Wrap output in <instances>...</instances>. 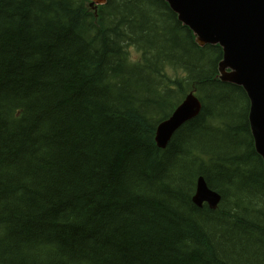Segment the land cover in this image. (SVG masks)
Instances as JSON below:
<instances>
[{"label":"trees","instance_id":"obj_1","mask_svg":"<svg viewBox=\"0 0 264 264\" xmlns=\"http://www.w3.org/2000/svg\"><path fill=\"white\" fill-rule=\"evenodd\" d=\"M88 5L0 0V264H264L262 162L221 49L163 0ZM192 90L199 114L158 149ZM198 176L217 209L191 202Z\"/></svg>","mask_w":264,"mask_h":264},{"label":"water","instance_id":"obj_2","mask_svg":"<svg viewBox=\"0 0 264 264\" xmlns=\"http://www.w3.org/2000/svg\"><path fill=\"white\" fill-rule=\"evenodd\" d=\"M90 6L106 0H86ZM183 26L189 28L199 47L218 45L222 60L219 79L241 88L249 100L248 122L255 153L262 159L264 173V0H164ZM191 96L173 115L158 125L155 140L165 148L176 130L199 112ZM220 196L209 192L200 179L191 202L215 209Z\"/></svg>","mask_w":264,"mask_h":264},{"label":"rangeland","instance_id":"obj_3","mask_svg":"<svg viewBox=\"0 0 264 264\" xmlns=\"http://www.w3.org/2000/svg\"><path fill=\"white\" fill-rule=\"evenodd\" d=\"M129 52H130V55L132 58L136 57L137 56V53L136 51L134 50V48H129Z\"/></svg>","mask_w":264,"mask_h":264}]
</instances>
